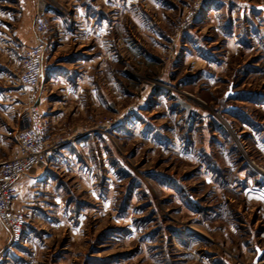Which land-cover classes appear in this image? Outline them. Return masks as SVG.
<instances>
[{
    "label": "rangeland",
    "instance_id": "obj_1",
    "mask_svg": "<svg viewBox=\"0 0 264 264\" xmlns=\"http://www.w3.org/2000/svg\"><path fill=\"white\" fill-rule=\"evenodd\" d=\"M74 1L52 2L67 11ZM79 1L117 22L96 78L102 103L83 98L71 119L103 134L109 168L93 157L94 191L68 179L74 232L28 220L15 203L27 222L18 242L0 222V264H264L246 243L254 232L264 245L248 194L264 186V0H147L158 11L146 0ZM133 16L154 19L160 48ZM12 126L0 160L18 144Z\"/></svg>",
    "mask_w": 264,
    "mask_h": 264
},
{
    "label": "crops",
    "instance_id": "obj_2",
    "mask_svg": "<svg viewBox=\"0 0 264 264\" xmlns=\"http://www.w3.org/2000/svg\"><path fill=\"white\" fill-rule=\"evenodd\" d=\"M52 1L0 0V135L3 137L6 122L14 125L9 129L15 132L26 126L21 120L22 91L25 94L24 107L27 94L19 83L18 75L24 50L36 43L34 17L39 12L50 20V31L45 36L43 76L36 104L50 118L46 139L54 147L48 161L16 181L18 194L15 203L27 211L28 220L40 219L46 225L52 223L48 222L51 219H58V223L51 226H66L74 232L76 228L70 225L74 221L70 220L68 179L72 178L73 190L88 186L94 191L97 167L93 157H98L103 166L108 167L110 156L106 154L104 137L99 130L84 124H71V119L85 107L83 98L88 97L94 106L102 103L101 84L96 78L103 71L102 58H112L111 30L112 23L117 22L90 14L88 7L79 0L69 2L72 9L66 8L67 11ZM146 2L155 6L157 11L161 7L157 2ZM132 20L134 25L143 28L144 33H139L147 44L161 47L159 38L163 39L165 35L154 24L153 18L133 16ZM128 48L132 53L138 51L136 46L128 45ZM139 53L149 60L153 58L149 53ZM233 86L231 82L229 90ZM229 90L224 93L226 98L234 95H227ZM110 103L105 99L106 106ZM67 105L77 107L68 111ZM18 150L19 145L14 144L9 157L16 155ZM252 188L254 190L248 194L259 203L261 209L258 213L264 214V186ZM45 230L47 237L51 232L47 228ZM258 235L259 239L264 238V230ZM250 237L252 240L250 238L246 243L253 244L254 261L255 246L264 249V245L253 241L254 232ZM60 261H66V257H61ZM260 261H264V253Z\"/></svg>",
    "mask_w": 264,
    "mask_h": 264
},
{
    "label": "built area",
    "instance_id": "obj_3",
    "mask_svg": "<svg viewBox=\"0 0 264 264\" xmlns=\"http://www.w3.org/2000/svg\"><path fill=\"white\" fill-rule=\"evenodd\" d=\"M34 31L36 43L24 50L18 75L19 83L27 94L23 115L26 126L17 132L20 151L0 160V222L10 231L14 242L21 240L27 222L25 212L15 207L16 181L48 161L53 151V146L46 139L50 120L36 104L43 76L45 36L50 31V20L44 14L38 12L35 15Z\"/></svg>",
    "mask_w": 264,
    "mask_h": 264
},
{
    "label": "water",
    "instance_id": "obj_4",
    "mask_svg": "<svg viewBox=\"0 0 264 264\" xmlns=\"http://www.w3.org/2000/svg\"><path fill=\"white\" fill-rule=\"evenodd\" d=\"M233 92L232 90L230 89L227 93V95H232ZM255 250H256V255L254 257V262L255 263H258L260 260H261V257L264 253V249L260 248L258 245L255 246Z\"/></svg>",
    "mask_w": 264,
    "mask_h": 264
}]
</instances>
